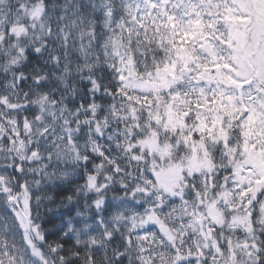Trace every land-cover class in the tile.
<instances>
[{
  "label": "snow or ice",
  "instance_id": "6c2138e0",
  "mask_svg": "<svg viewBox=\"0 0 264 264\" xmlns=\"http://www.w3.org/2000/svg\"><path fill=\"white\" fill-rule=\"evenodd\" d=\"M0 264H264V0H0Z\"/></svg>",
  "mask_w": 264,
  "mask_h": 264
}]
</instances>
